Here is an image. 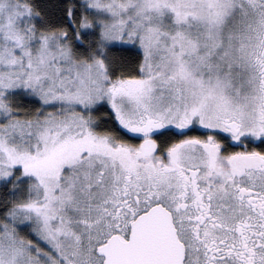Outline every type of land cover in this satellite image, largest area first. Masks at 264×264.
<instances>
[{"label": "snow or ice", "instance_id": "obj_1", "mask_svg": "<svg viewBox=\"0 0 264 264\" xmlns=\"http://www.w3.org/2000/svg\"><path fill=\"white\" fill-rule=\"evenodd\" d=\"M0 264H264V0H0Z\"/></svg>", "mask_w": 264, "mask_h": 264}]
</instances>
